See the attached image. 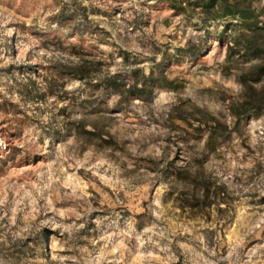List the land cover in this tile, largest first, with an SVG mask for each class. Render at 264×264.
I'll return each instance as SVG.
<instances>
[{
    "label": "rangeland",
    "instance_id": "rangeland-1",
    "mask_svg": "<svg viewBox=\"0 0 264 264\" xmlns=\"http://www.w3.org/2000/svg\"><path fill=\"white\" fill-rule=\"evenodd\" d=\"M196 21L0 0V264H264V113L229 110L258 59L228 58L239 25ZM79 59L91 78L60 71Z\"/></svg>",
    "mask_w": 264,
    "mask_h": 264
},
{
    "label": "trees",
    "instance_id": "trees-1",
    "mask_svg": "<svg viewBox=\"0 0 264 264\" xmlns=\"http://www.w3.org/2000/svg\"><path fill=\"white\" fill-rule=\"evenodd\" d=\"M173 9L189 20L196 16L195 22L201 26H210L215 22H221L223 26H235L234 31L230 34L228 43V58L235 54L246 56L247 61L258 59L255 64L246 73L241 74V81L244 85L242 96L233 97L229 103V110L236 120L247 119L251 114L264 113V20L261 14L264 9H259L255 4L257 0H168ZM225 32V29L223 30ZM223 32V33H224ZM126 59L128 55L125 53ZM87 61L77 60L62 64L60 71L67 73L79 79H87L90 77ZM134 71H137L136 69ZM152 72L148 75L144 73L143 81L135 79L130 83L127 90L143 97ZM111 81L112 79L109 78ZM108 79V82L110 81ZM107 82V87L112 83ZM254 83H259L255 85ZM127 82L122 83L126 85ZM117 86H113L115 92L122 90ZM206 118V117H205ZM214 122L220 123L218 117H210ZM206 118L205 122H208ZM202 123V122H201ZM219 129L217 125H211L207 128L208 136L205 146L208 149H216ZM182 168L178 169V176H181ZM208 195V192L205 193Z\"/></svg>",
    "mask_w": 264,
    "mask_h": 264
}]
</instances>
